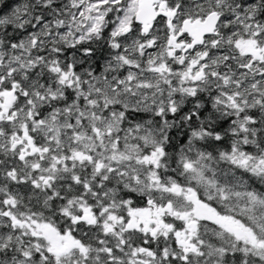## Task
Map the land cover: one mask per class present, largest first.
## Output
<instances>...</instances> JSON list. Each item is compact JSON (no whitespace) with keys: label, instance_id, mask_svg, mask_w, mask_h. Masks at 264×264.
Instances as JSON below:
<instances>
[{"label":"snow or ice","instance_id":"6c2138e0","mask_svg":"<svg viewBox=\"0 0 264 264\" xmlns=\"http://www.w3.org/2000/svg\"><path fill=\"white\" fill-rule=\"evenodd\" d=\"M0 0V264H264V0Z\"/></svg>","mask_w":264,"mask_h":264},{"label":"trees","instance_id":"16d2710c","mask_svg":"<svg viewBox=\"0 0 264 264\" xmlns=\"http://www.w3.org/2000/svg\"><path fill=\"white\" fill-rule=\"evenodd\" d=\"M12 3V0H5V6H4V10H7V5Z\"/></svg>","mask_w":264,"mask_h":264}]
</instances>
